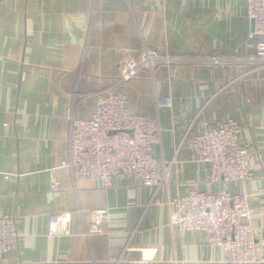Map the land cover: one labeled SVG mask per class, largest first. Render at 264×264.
<instances>
[{
  "label": "crops",
  "instance_id": "1",
  "mask_svg": "<svg viewBox=\"0 0 264 264\" xmlns=\"http://www.w3.org/2000/svg\"><path fill=\"white\" fill-rule=\"evenodd\" d=\"M251 31L246 0H0V216H14L19 236L0 264H112L129 239L126 259L156 250L153 264H226V249L203 233L168 226L167 201L191 189L247 195L264 256V70L251 62ZM142 48L178 67L174 79L157 64L121 87L132 112L159 119L153 158H175L158 203L126 174L105 185L61 167L69 118L92 117L119 77L122 51ZM162 98L170 108H158ZM230 119L253 152L252 177L211 184L207 166L177 147L190 125L196 133ZM99 209L107 210L102 232L85 237ZM61 213L71 223L50 235V218Z\"/></svg>",
  "mask_w": 264,
  "mask_h": 264
},
{
  "label": "built area",
  "instance_id": "2",
  "mask_svg": "<svg viewBox=\"0 0 264 264\" xmlns=\"http://www.w3.org/2000/svg\"><path fill=\"white\" fill-rule=\"evenodd\" d=\"M246 15L252 24L247 39L255 43V57L251 58L258 70H264V0H246ZM124 62L118 79L100 94L95 112L88 119L69 118L68 146L61 167L73 179L95 178L105 185L119 174L131 176L140 186L153 189V203H158L159 190L168 188V179L175 158L156 160L152 150L161 142L162 129L157 116L149 117L132 112L121 91L123 84L137 78L142 72L153 73L157 64L166 65L169 77L177 74L176 60L160 57L156 51L142 48L138 54L122 51ZM210 62L219 64L216 57ZM171 107L169 98H162L158 108ZM190 125L177 147L183 145L195 160L208 168L209 182L233 183L251 179L253 152L240 145V124L227 120L216 127L203 126L198 132ZM177 150V149H176ZM58 184L52 182L51 192L56 193ZM168 226L184 232H200L212 247L225 248L226 264H260L264 262L261 244L251 224L253 215L247 195L223 192L204 193L196 189L167 201ZM107 210L93 212L92 222L84 236L102 232ZM71 223V213H61L50 218L48 233L59 235ZM18 233L14 216H0V259L16 249ZM131 239L112 264H153L156 250L140 259H126Z\"/></svg>",
  "mask_w": 264,
  "mask_h": 264
}]
</instances>
